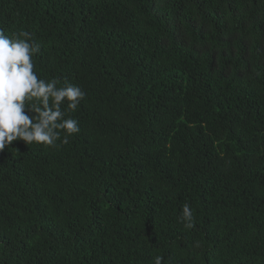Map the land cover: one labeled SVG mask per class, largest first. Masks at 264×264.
Segmentation results:
<instances>
[{
	"label": "trees",
	"instance_id": "trees-1",
	"mask_svg": "<svg viewBox=\"0 0 264 264\" xmlns=\"http://www.w3.org/2000/svg\"><path fill=\"white\" fill-rule=\"evenodd\" d=\"M0 28L86 92L67 144L0 152V264H264V0H0Z\"/></svg>",
	"mask_w": 264,
	"mask_h": 264
},
{
	"label": "clouds",
	"instance_id": "clouds-1",
	"mask_svg": "<svg viewBox=\"0 0 264 264\" xmlns=\"http://www.w3.org/2000/svg\"><path fill=\"white\" fill-rule=\"evenodd\" d=\"M32 37L25 30L9 36L0 28V152L17 140L56 147L57 141L67 144L80 132L78 120L67 114L77 111L86 92L77 84L58 86L57 78H41L33 60L41 45ZM179 219L186 229L195 226L187 203ZM164 259L157 255L153 261L164 264Z\"/></svg>",
	"mask_w": 264,
	"mask_h": 264
}]
</instances>
